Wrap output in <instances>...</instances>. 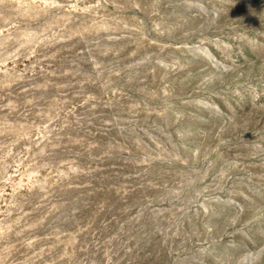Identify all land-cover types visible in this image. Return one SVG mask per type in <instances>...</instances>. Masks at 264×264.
Here are the masks:
<instances>
[{"label":"rangeland","instance_id":"obj_1","mask_svg":"<svg viewBox=\"0 0 264 264\" xmlns=\"http://www.w3.org/2000/svg\"><path fill=\"white\" fill-rule=\"evenodd\" d=\"M0 264H264V0H0Z\"/></svg>","mask_w":264,"mask_h":264}]
</instances>
